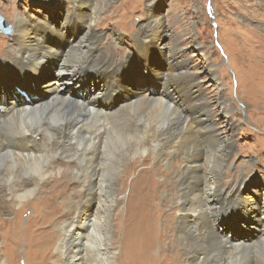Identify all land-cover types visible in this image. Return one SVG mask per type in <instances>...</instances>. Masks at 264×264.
<instances>
[{"label": "bare ground", "instance_id": "6f19581e", "mask_svg": "<svg viewBox=\"0 0 264 264\" xmlns=\"http://www.w3.org/2000/svg\"><path fill=\"white\" fill-rule=\"evenodd\" d=\"M60 1L70 4L61 28L44 21L48 18L32 23L13 10L12 33H2L8 37L0 55V84L12 77L10 88L16 95L0 100V255L22 241L26 257L38 259L36 264L48 258L55 264H89V254L104 264H264V187L260 192L248 189L247 177H233L229 171V135L237 124L226 98L218 95V110L213 112L195 82L197 76L172 53L159 75L162 81L154 68H144L155 81L149 91L160 85L155 94L126 95L115 111L96 107L91 101L100 92L96 84L115 75L126 78L123 73L137 62L131 54L122 58L99 45L101 35L93 23L110 1ZM259 1L261 8L252 13L263 21L264 0ZM154 26L160 23L146 25L133 37L143 51L139 53H149L151 45L159 50L160 43L153 39L163 36L153 37ZM116 34L107 38L113 46L122 41ZM251 37L237 61L238 86L254 110L263 104L257 111L264 121V34L252 30ZM193 45L201 51L200 45ZM128 63L132 67L125 70ZM101 67L106 71H98ZM88 69L95 77L90 85ZM46 70L53 79L43 86H52L51 92L37 99L25 97L27 91L16 85V78L23 84L30 80L27 86L35 91ZM216 77L211 74L212 80ZM173 80L181 83L180 100L164 85ZM78 86L83 94L74 96ZM136 106L146 115L137 116ZM244 109L236 108L239 118L245 116ZM218 115L224 118L221 128L215 121ZM153 160L161 166L148 168ZM70 180L79 190L67 194L70 205L62 211L54 199L66 198L64 186ZM125 189L126 209L114 212L121 202L116 193ZM16 204L22 207L14 210ZM28 204L34 214L19 232L20 215ZM6 213L13 215L4 217ZM233 216L254 219L251 228L257 232L229 238L218 223Z\"/></svg>", "mask_w": 264, "mask_h": 264}, {"label": "rangeland", "instance_id": "374dc122", "mask_svg": "<svg viewBox=\"0 0 264 264\" xmlns=\"http://www.w3.org/2000/svg\"><path fill=\"white\" fill-rule=\"evenodd\" d=\"M108 1H110L111 4L109 3L106 6L107 8L100 12V17L93 23L94 30L101 35L99 45L109 46V53L121 54L122 58H126L128 56L127 54H131L135 57L137 63H135L133 67L132 63L127 64L125 70L128 67L132 68L123 73L127 76L126 78L115 75L108 80L99 81L96 85L99 86L100 92L91 97L92 103L98 108H104L105 110L112 109V111H115L118 108V105L125 100L124 96L126 95H134L140 92L155 94L159 90L160 85L158 86L157 91H149V86L155 84V81H152V75H145L144 68H149V66L154 68L157 79L161 80L159 75L165 69L166 57L168 58L172 53H175L179 61L183 59V62L187 63L188 70L190 69L188 72L197 76L195 82L206 94L204 95L208 98L209 107L213 112L218 110L219 94L226 98L228 104H230L231 119L235 121L237 127L236 130L229 135L231 138L230 140L232 141L231 144L233 151V161L229 167V171L233 177H247L246 186H248V189H255L257 192L262 191L264 187V121L260 114L258 116V113L262 111H257V109L260 110L261 107L263 108V104L258 105L256 107L257 109L254 110L252 101L250 99L248 100L247 95L242 96L239 92L240 86H238L239 81L236 66L241 50L245 48L247 51V44L251 43L253 40L251 37L252 30H257L258 33L264 34V20L258 21L252 13L253 9L261 8L257 5L260 1ZM0 5V15L10 25L14 24V20L9 17V13L14 10V13H23L32 23L42 20L43 18H48V20L45 19L44 21L48 22L49 25L54 26L55 28H61L64 15L70 8V4L60 0H0ZM10 6L13 8L7 10ZM116 7L118 8V14L115 13ZM262 11H264L263 4ZM158 22L160 23V27L154 26L155 33L153 37L157 38L161 35L163 38L159 41L157 40L160 37L156 40L153 39V43H160L158 47L162 53L160 54L159 50L155 47L153 48L152 45L150 47L148 42L146 46L150 47L149 53H139L137 51L139 50L137 47L138 42L134 41L133 37L136 33L142 31L146 25H155V23ZM73 27L74 26H71L69 28L73 29ZM72 29H69L67 32L71 34L73 32ZM116 32L119 34H116ZM113 34L119 35L121 37L120 40H122L116 46H113L107 40V38ZM7 37L8 36H3L0 31V55H3L6 51L4 43L7 41ZM192 41L198 46L200 45V48H202L201 51L196 49ZM241 66L242 65H240V68ZM104 68L105 67L102 69L101 67L98 71H106ZM114 70L115 68H109L107 71L112 72ZM137 70H142V74H139ZM87 72H89L88 83L90 85L92 83L91 79L95 77L94 74L90 73L93 72L91 69H88ZM211 74L217 76L216 80L211 79ZM132 75H135V77ZM11 78H8L9 82L0 84V100L2 98L9 100L11 99V94L12 97L16 95L11 92ZM38 78L40 79V83H35V91L31 86H27L30 85V80H27L25 84L20 82L18 78H16L17 80L15 81L18 82L16 84L17 86L24 87L27 91V95L26 93H23L25 97L37 99L39 97H45L51 92L48 88H51L52 86L44 87L43 84L52 80L53 75L50 70H46ZM73 85L74 84H70L68 89L72 88ZM164 85L170 90L174 100L181 99V96L179 95V88L181 86L180 82L173 80L168 81L166 84L164 83ZM72 94H74V96H81V94H83V89L78 86L74 88ZM244 106L245 116L239 118L236 113V108H244ZM148 111L149 109L147 110V113ZM133 112L139 117L146 115L145 109L139 106H136ZM223 120L224 118L221 115H218V118H215L219 128L223 127L224 122H221ZM251 158L254 159V161L249 163ZM168 162H170V160ZM157 166H161V164L156 160H153L150 165H148V168L154 169ZM162 170H166V167L164 166ZM157 179L161 178L158 177ZM82 184L84 183H80V185ZM64 189L66 191V198L56 197L54 199V202L57 205H61L62 211H66L67 206L70 205L67 194L75 195L79 190L77 184L72 180L65 184ZM248 189L245 188V190ZM156 193L158 197H161L163 194L160 188L157 189ZM243 193L244 189H242L239 194L242 195ZM116 194L119 195L121 202L114 212H116V210L124 211L126 209L125 200L128 194V189H125L122 192L118 191ZM249 195L251 196L252 194L249 192ZM33 199L34 198L32 197L30 200ZM254 199L257 200V197H254ZM161 206L166 208L164 204H161ZM21 207L22 205L16 204V206L14 205L12 208L17 210ZM33 212L34 209L30 204L25 205L22 209L19 232H21L25 224L29 222V218L34 214ZM12 215V213H6L4 217ZM227 219L232 220L234 223H228ZM227 219L225 217L223 221H220L218 227L220 231L228 235L229 238H247L257 232V229L251 228L252 225L256 224L254 219H244L242 216L227 217ZM262 219L264 221V218ZM122 229L123 225L120 230L122 231ZM52 230L57 232L59 227L54 225ZM119 251L120 250L117 248L116 253ZM54 252L55 249L53 250V253ZM25 253L26 246L22 241L14 247L8 245L7 250L1 252L0 264H36L38 262V259L26 257ZM88 259L89 264H104V262L98 257H95L94 254H89ZM120 263L132 264L128 260ZM44 264L55 263L48 258Z\"/></svg>", "mask_w": 264, "mask_h": 264}, {"label": "water", "instance_id": "95a60500", "mask_svg": "<svg viewBox=\"0 0 264 264\" xmlns=\"http://www.w3.org/2000/svg\"><path fill=\"white\" fill-rule=\"evenodd\" d=\"M11 26L12 25L7 23L0 15V31L4 34H9L11 32Z\"/></svg>", "mask_w": 264, "mask_h": 264}]
</instances>
